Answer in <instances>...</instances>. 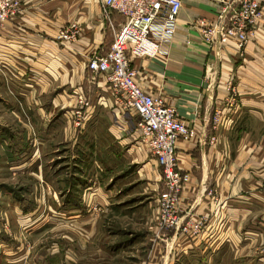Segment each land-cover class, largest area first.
Here are the masks:
<instances>
[{
    "label": "crops",
    "instance_id": "1",
    "mask_svg": "<svg viewBox=\"0 0 264 264\" xmlns=\"http://www.w3.org/2000/svg\"><path fill=\"white\" fill-rule=\"evenodd\" d=\"M180 1L175 34L166 51L151 59L132 60L130 64L137 70L136 82L140 88L147 94L161 97L167 106L174 107L178 117L195 131L192 142L179 141L175 148L178 167L190 176L177 207L182 212L190 208V213L181 216L183 226L191 222L202 225L197 233L191 230L183 234L170 231L169 242L165 244H172L174 257L167 260L165 256L168 253L162 255L157 241H152L151 228V238L146 248L141 250V264H221L219 255L226 252L228 246L239 255L238 259L232 256L229 264H244L254 254L260 256L257 264H264V24H256L242 51H238L232 41L222 47L216 43L209 45L201 40L191 24L197 19L213 24L224 23L220 17V0ZM257 1L264 5V0ZM20 6V14L0 27V84L7 91H1L0 105H49L44 109L54 120L44 131L47 133L44 137L50 141L58 138L56 128L59 120L55 119L71 105H77L78 99L82 102L89 98L93 107L95 103L104 108L114 107L112 117L117 128L107 124L105 131L101 132L99 125L102 122H99L98 115L102 110L98 108L92 126L82 127L79 135L68 141L80 144L79 163L85 168L83 172L91 167L90 174H96L97 167L101 171L100 179L107 175L111 179L126 163L127 173L116 180H134L136 185L129 183L127 186L136 195L139 194L134 192L139 189L138 181L152 180L156 182L157 192L161 185L160 171L156 169L155 160L147 156L144 146L136 142L138 118L132 113L119 112L104 79L93 78L86 69V61L90 57L106 52L113 33L123 22L122 17L112 13L108 19L105 18L99 0H20ZM69 24L77 25L78 39L71 45H61L56 35ZM228 82L238 94V106L226 116L223 108L228 96ZM97 98L100 99L96 101ZM217 109L222 111L228 129H216V143L208 146L204 143L213 135L212 114ZM248 117L263 123L259 133L251 135L252 130L246 126ZM0 131L8 137V141H4L12 152L20 158L26 156L23 148L25 135L21 139L9 135L3 128ZM31 156L35 158L33 161L28 159L32 161L29 162L31 169L42 180L45 159L40 154L37 158ZM136 163H142L141 177ZM103 181V188L95 192L107 205L114 207L112 201L116 198L117 183ZM48 188L53 189L51 184ZM205 190H212L215 196L205 195ZM55 195L54 190L50 199ZM48 198L44 192L41 199ZM67 198L60 199V203L67 200L64 210H73L75 199ZM18 202L21 211L26 213L31 204L25 200ZM156 203V199L152 205L149 202V208L152 210ZM77 220L84 226L92 222V216ZM148 232L147 229L146 237ZM81 234L84 239L86 232ZM241 235L248 238L238 247L236 243ZM138 237L130 243H137L142 236ZM0 239L4 244L8 243L6 237ZM80 244L76 241L75 248L70 249L73 255L92 253L94 247H81ZM121 247L117 246L112 252ZM57 253L54 249L51 254Z\"/></svg>",
    "mask_w": 264,
    "mask_h": 264
},
{
    "label": "rangeland",
    "instance_id": "2",
    "mask_svg": "<svg viewBox=\"0 0 264 264\" xmlns=\"http://www.w3.org/2000/svg\"><path fill=\"white\" fill-rule=\"evenodd\" d=\"M220 4L221 8L225 7L223 0H220ZM18 5L21 7L20 0H18ZM260 6L264 7L263 4H260ZM233 7L238 8V4L235 3ZM19 14L16 13L13 18ZM225 23H227L226 19H224ZM5 90L6 88L0 84V94H2L1 91L6 93L7 91ZM86 99L82 100L81 105H71L68 109H65L66 112L63 115L55 119L59 120V123L57 125L58 128H56L58 138L56 137L54 141L44 137L47 134L44 131L53 122L52 119L54 120L53 117H48V111L44 109L45 106L48 107L49 105H44V107L42 105H0V129L3 128L9 135L21 137V139L25 135L23 137L25 139L23 148L26 151V156L22 155L21 158L17 153L12 152L9 144L7 145L4 141V139L8 141V137L4 136L0 131V238L2 236L6 237L8 242L4 244L0 239V264H141L143 259L141 250L143 247L146 248L147 241L151 238V228L153 230L152 241H157L163 253L162 255H165V252L168 253V256H165L166 260L170 256L174 257L171 252L173 250L172 244L168 246V243L165 244V242L170 239L168 236L170 231L171 233L175 231L181 234L184 233L182 231L184 226L181 222V216H184L185 213H190V208L186 212L180 210L177 212L176 217L180 221L177 227L159 229L157 225L159 201L169 191L165 186L157 160L150 153L146 151L147 156L155 160L156 169L160 171L161 185L157 191L158 193L154 186L156 182L152 180L143 179L138 181L137 187L139 189L134 191L139 193L137 195L132 193L130 186H127L129 183L133 186L135 184L134 180H126V182L122 179L116 180L117 177H122L127 173L126 163H123L118 169L120 173L112 175L111 179H108L110 178L108 175L100 179L101 171L97 167L95 168L96 174H90L91 167L85 173L83 172L85 168L79 163L81 161L80 149L78 148L80 144L79 142L73 144L68 141L79 135L78 132L82 127L90 128L92 126L95 112L98 108L102 110L101 116L98 115L99 122H102L99 125L101 132L105 131L104 127L107 124L117 128L112 117L115 110L114 107L110 109L108 107L104 108L103 105H96V103L95 107H93L90 105L91 100L89 98ZM99 99L97 98L96 101ZM237 106L224 105L225 115L229 116L228 113H231ZM103 110H107L109 113H105ZM218 110L221 111L217 109L212 114L211 133L213 132V135L211 134L212 136L210 135L211 137L209 136L204 143L208 146L211 145V138H215V131L228 129L224 124L225 120L214 126L213 118ZM176 117L184 123L177 113ZM248 118L246 126L250 131L252 130L251 135L259 133L263 128V123H258L257 118ZM119 131H123V129H119ZM114 132L116 135H120L118 131ZM63 135L65 140H63ZM136 142L142 145L139 134ZM22 153L23 150L20 154ZM31 154L36 158L39 154L40 156L43 155L45 159L43 162L44 174L42 175V180L31 169L30 163L35 159L31 158ZM9 155H11V158ZM28 159L32 161L30 162ZM141 165L142 163H136L140 177L143 173ZM176 171L180 176H189L188 173L178 167L177 161ZM103 179L105 183L107 181H110L108 183H111V181L117 183L116 192L118 193L115 192L116 198L112 201L114 202V207L110 206V204L107 205L96 193L103 188ZM82 181L83 184L80 185ZM48 184H51L53 189H49ZM148 184H151V186ZM183 187L177 195V201ZM54 190L56 195L50 199V193L54 195ZM44 192L49 198L43 201L41 198ZM204 193L205 195L212 194L215 196L212 190H205ZM67 197L75 199L76 207L73 210H64L63 206L67 205ZM64 198H67V200L60 203V199ZM154 199H156L157 203L156 206H152L154 208L151 210L149 202L152 205ZM18 200H25L31 204L26 213L19 208ZM89 215L92 216V222L84 226L78 222L77 219ZM149 215H153L156 218L154 222V217L149 218ZM91 223H93L92 227ZM201 225L198 228L199 230H194L193 228L189 230L192 233H197L200 231ZM147 229L149 232L146 237ZM81 232H86V240L82 238ZM138 236L142 237L137 239V243H130L136 240L135 238ZM245 236H240L238 243H236L238 247L247 242L244 239L248 237ZM76 241L81 243V247H94L92 253L88 255L87 253L80 254L79 256L73 255L70 249L72 247L75 248ZM132 244H135L136 248L132 247ZM117 246L122 247L118 251L112 252ZM227 248L226 252L219 255L218 261L221 264L225 263L224 261L229 264L233 257L236 259L239 257L236 253L234 254V249L231 246ZM54 249H57V254H51ZM108 250H111L112 253H109ZM259 257V255L254 254L244 264H257V258Z\"/></svg>",
    "mask_w": 264,
    "mask_h": 264
},
{
    "label": "built area",
    "instance_id": "3",
    "mask_svg": "<svg viewBox=\"0 0 264 264\" xmlns=\"http://www.w3.org/2000/svg\"><path fill=\"white\" fill-rule=\"evenodd\" d=\"M56 1V0H50ZM105 18L116 13L123 19L113 33L112 42L105 53L92 56L86 61V69L95 77H102L114 104L121 113L135 115V129L140 141L151 156L157 160L168 194L159 201L157 225L159 229H172L179 225L176 214L177 195L188 182L189 176L176 171V144L190 143L195 131L176 117L174 107L167 106L159 96L145 93L136 82L137 70L132 60L154 58L166 51L176 30L181 8L180 0H99ZM238 4V8L233 7ZM221 19L227 23L213 24L197 19L191 27L206 44L224 46L229 41L242 50L253 35L256 24H264V7L257 0H223ZM21 9L18 0H0V27L12 19ZM76 24H69L56 35L61 45H71L78 37ZM228 96L225 105H237V92L231 82L226 84ZM81 105V99H78ZM224 120L222 111L216 112L213 122L217 126ZM77 125V124H76ZM216 143V137L210 144ZM200 223H187L182 231L199 230Z\"/></svg>",
    "mask_w": 264,
    "mask_h": 264
}]
</instances>
